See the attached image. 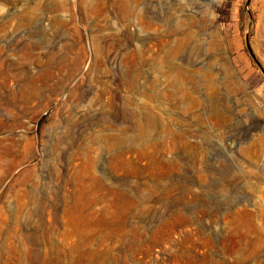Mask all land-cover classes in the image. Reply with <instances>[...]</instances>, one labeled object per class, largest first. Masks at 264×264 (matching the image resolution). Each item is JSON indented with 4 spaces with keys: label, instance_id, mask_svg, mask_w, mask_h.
Segmentation results:
<instances>
[{
    "label": "rangeland",
    "instance_id": "1",
    "mask_svg": "<svg viewBox=\"0 0 264 264\" xmlns=\"http://www.w3.org/2000/svg\"><path fill=\"white\" fill-rule=\"evenodd\" d=\"M0 264H264V0H0Z\"/></svg>",
    "mask_w": 264,
    "mask_h": 264
}]
</instances>
